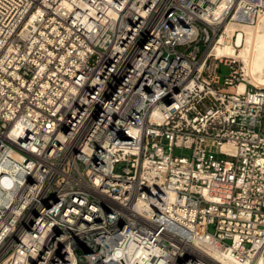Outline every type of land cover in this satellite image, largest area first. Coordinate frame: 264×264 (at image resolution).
Returning a JSON list of instances; mask_svg holds the SVG:
<instances>
[{
  "label": "built area",
  "instance_id": "2783aa9c",
  "mask_svg": "<svg viewBox=\"0 0 264 264\" xmlns=\"http://www.w3.org/2000/svg\"><path fill=\"white\" fill-rule=\"evenodd\" d=\"M262 16L264 0H0V264L264 254V87L214 54Z\"/></svg>",
  "mask_w": 264,
  "mask_h": 264
},
{
  "label": "bare ground",
  "instance_id": "6f19581e",
  "mask_svg": "<svg viewBox=\"0 0 264 264\" xmlns=\"http://www.w3.org/2000/svg\"><path fill=\"white\" fill-rule=\"evenodd\" d=\"M214 54L236 59L242 64L247 81L258 88L264 87V16L255 26L229 24ZM245 90L246 84L242 83L239 92ZM211 256L217 264H264L262 252L251 254L243 262L236 259L232 250L226 253L214 251Z\"/></svg>",
  "mask_w": 264,
  "mask_h": 264
},
{
  "label": "rangeland",
  "instance_id": "374dc122",
  "mask_svg": "<svg viewBox=\"0 0 264 264\" xmlns=\"http://www.w3.org/2000/svg\"><path fill=\"white\" fill-rule=\"evenodd\" d=\"M228 74H229V70L225 68L223 71V78L227 76ZM178 154H180V152H178Z\"/></svg>",
  "mask_w": 264,
  "mask_h": 264
},
{
  "label": "water",
  "instance_id": "95a60500",
  "mask_svg": "<svg viewBox=\"0 0 264 264\" xmlns=\"http://www.w3.org/2000/svg\"><path fill=\"white\" fill-rule=\"evenodd\" d=\"M111 264H113V263H111Z\"/></svg>",
  "mask_w": 264,
  "mask_h": 264
}]
</instances>
